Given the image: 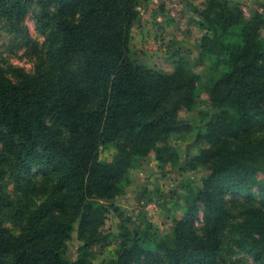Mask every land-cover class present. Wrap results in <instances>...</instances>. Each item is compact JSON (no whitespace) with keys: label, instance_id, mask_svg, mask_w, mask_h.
Returning a JSON list of instances; mask_svg holds the SVG:
<instances>
[{"label":"trees","instance_id":"obj_1","mask_svg":"<svg viewBox=\"0 0 264 264\" xmlns=\"http://www.w3.org/2000/svg\"><path fill=\"white\" fill-rule=\"evenodd\" d=\"M23 1L0 0L1 13L14 19L20 11L21 21ZM34 1L38 23L49 29L51 71L13 80L0 65V148L19 170L54 172L56 191L27 213L20 234L0 221V264H92L90 246L101 236L106 209L89 200L120 195L134 158L161 150L178 130L180 110L192 108L202 89L183 60L164 72L132 57L140 0ZM206 2L201 24L212 33L202 46L213 45L226 66L203 87L214 113L205 126L209 147L196 159L209 176L188 197L173 242H159L154 251L126 232L110 264H228L237 253L264 264V38L259 19L243 21ZM111 142L120 153L101 160V147ZM5 174L0 164V214L22 213L5 192ZM77 221L85 244L71 261L67 241Z\"/></svg>","mask_w":264,"mask_h":264},{"label":"rangeland","instance_id":"obj_2","mask_svg":"<svg viewBox=\"0 0 264 264\" xmlns=\"http://www.w3.org/2000/svg\"><path fill=\"white\" fill-rule=\"evenodd\" d=\"M31 1H23L28 8L21 21L18 20L20 11L14 14V19H10L0 10V65L6 76L13 80L22 73L34 74L42 79L51 71L45 45L49 29L43 32L37 18L41 7ZM206 1L139 2V15L132 27V57L147 68L164 72H171L178 61L187 62L199 76L202 93L192 108L180 110L178 130L167 143L159 144L160 151L152 150L146 156L134 158L128 184L124 185L120 195L108 200L97 197L89 200L93 207L106 209L99 228L101 236L90 246L92 264H110L117 257L126 232L131 237L138 233L154 251L159 250V242H173L175 222L185 216L188 197L209 176L208 169L196 159L203 149L209 147L204 138L205 126L214 113L203 87L210 76L225 71L226 66L224 55L215 52L213 45L202 46L203 38L212 33L208 24H201V11L206 8ZM214 4L218 9L225 7L232 10L243 21L259 19L264 38V0H215ZM218 33L221 34L220 29ZM120 149L119 143H108L101 147L99 158L113 161ZM0 164L6 168L3 180L6 194L24 210L17 214L16 208H6L0 214V221L13 235H18L26 222L27 213L55 194L54 172L38 167L19 170L1 148ZM262 177L259 175V178ZM202 222L201 212L197 226L200 227ZM84 244L77 221L71 239L67 241V257L71 261L77 260L79 248ZM227 261L228 264L230 261L257 264L252 257L242 253L228 256Z\"/></svg>","mask_w":264,"mask_h":264}]
</instances>
